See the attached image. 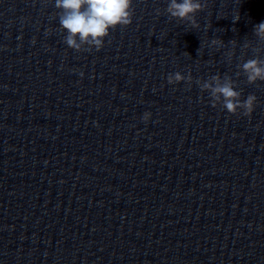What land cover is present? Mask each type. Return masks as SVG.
I'll return each mask as SVG.
<instances>
[{
	"label": "clouds",
	"instance_id": "1",
	"mask_svg": "<svg viewBox=\"0 0 264 264\" xmlns=\"http://www.w3.org/2000/svg\"><path fill=\"white\" fill-rule=\"evenodd\" d=\"M205 7L206 3L202 0H168L164 11L170 18L187 22L192 28H199L196 14ZM55 8L60 10L58 13L60 28L67 33L64 42L77 52L91 51L93 48L96 51L101 50L110 30L118 26L127 27L132 23L134 15L133 0H55ZM157 14H160L159 9ZM253 34L261 44H264V21L254 26ZM232 43L234 44V41ZM211 45L219 48L223 47L224 43L215 38L211 40ZM243 47L246 49L251 47L250 42L245 43ZM252 51L256 55L238 65L248 84L264 82V58L259 55L261 48L253 47ZM232 55L233 53L229 52V59ZM182 81L191 87L193 77L190 73L183 75L180 72L167 76L169 84H178ZM195 83L202 92L209 93L212 107L220 105L234 115L238 114V110H242L244 116H251L255 109L257 97L249 94L246 99L241 100L242 93L237 90L238 85L228 75L223 77L219 74L211 75L206 80L197 79ZM150 116L151 113L145 112L142 119L147 122Z\"/></svg>",
	"mask_w": 264,
	"mask_h": 264
}]
</instances>
